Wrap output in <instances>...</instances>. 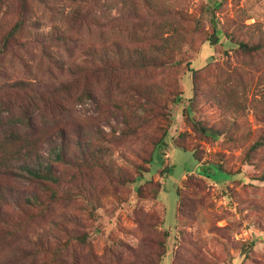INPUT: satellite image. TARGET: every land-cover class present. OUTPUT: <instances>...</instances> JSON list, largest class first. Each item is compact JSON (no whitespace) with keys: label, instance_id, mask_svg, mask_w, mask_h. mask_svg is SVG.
Here are the masks:
<instances>
[{"label":"rangeland","instance_id":"1","mask_svg":"<svg viewBox=\"0 0 264 264\" xmlns=\"http://www.w3.org/2000/svg\"><path fill=\"white\" fill-rule=\"evenodd\" d=\"M0 264H264V0H0Z\"/></svg>","mask_w":264,"mask_h":264},{"label":"trees","instance_id":"2","mask_svg":"<svg viewBox=\"0 0 264 264\" xmlns=\"http://www.w3.org/2000/svg\"><path fill=\"white\" fill-rule=\"evenodd\" d=\"M17 27H19V26H17ZM9 37H10V35H9ZM8 121H9V125H12V124H17V122H21L22 120L21 119H19V118H16V119H14V120H12L11 118L10 119H8ZM20 138V136L19 135H17V134H15V133H11L10 134V138H7V142L6 143H8V141L9 142H11V143H14V142H16L18 139ZM9 144V143H8ZM158 149H161V147L160 146H157L156 148H155V150H154V152H153V156H154V154H155V152L158 150ZM154 158V157H153ZM153 158H152V160H153ZM32 173V172H31ZM42 173H44V174H42ZM51 173V169H50V167H49V165H47V167H45L44 168V171L42 170V169H39V170H37V171H34L33 173H32V175L35 177V178H44L45 176L47 177V178H49V176H48V174H50ZM51 178V177H50Z\"/></svg>","mask_w":264,"mask_h":264}]
</instances>
